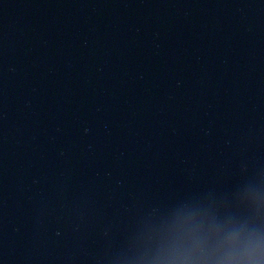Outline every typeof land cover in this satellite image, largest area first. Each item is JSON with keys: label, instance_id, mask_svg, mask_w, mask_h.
<instances>
[{"label": "clouds", "instance_id": "9594fccd", "mask_svg": "<svg viewBox=\"0 0 264 264\" xmlns=\"http://www.w3.org/2000/svg\"><path fill=\"white\" fill-rule=\"evenodd\" d=\"M168 264H261L258 249L234 229H190L168 249Z\"/></svg>", "mask_w": 264, "mask_h": 264}]
</instances>
